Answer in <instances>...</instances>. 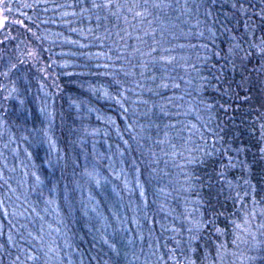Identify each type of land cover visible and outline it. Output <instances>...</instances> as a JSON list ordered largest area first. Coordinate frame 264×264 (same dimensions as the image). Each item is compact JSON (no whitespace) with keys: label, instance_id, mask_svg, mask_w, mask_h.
Listing matches in <instances>:
<instances>
[{"label":"trees","instance_id":"16d2710c","mask_svg":"<svg viewBox=\"0 0 264 264\" xmlns=\"http://www.w3.org/2000/svg\"><path fill=\"white\" fill-rule=\"evenodd\" d=\"M164 3L143 21L82 0L15 8L21 39L0 46L23 98L0 109V264H204L230 246L240 197L264 193V0ZM154 40L171 64L152 63Z\"/></svg>","mask_w":264,"mask_h":264},{"label":"snow or ice","instance_id":"6c2138e0","mask_svg":"<svg viewBox=\"0 0 264 264\" xmlns=\"http://www.w3.org/2000/svg\"><path fill=\"white\" fill-rule=\"evenodd\" d=\"M11 0H0V30L6 29L8 24L10 23L8 20V14L12 12V8L10 7ZM25 7H31V5H25ZM171 7V5L164 3V0H126L125 3H119L115 2L114 0H82L81 5V12L82 13H91L93 11L100 12L105 11L108 14L112 16H116L119 18V16L122 14L120 10H126L127 13L131 14L133 21H143L146 20L148 16L153 15V10H163L164 8ZM117 9V11H112L113 9ZM72 15H76L75 12L71 13ZM67 15V13H65ZM104 19H107V16L103 17ZM31 19V17H29ZM125 22H128L127 16H124ZM97 22L101 20V17L99 15L96 16ZM15 23L21 24V21H15ZM30 31V29H29ZM5 39H8V37H5ZM137 39H140L137 37ZM0 43H3V41H0ZM155 46H149L150 51L148 53L149 56L152 57V63H160L161 65H168L173 62L175 57L164 55L163 53H169L171 52L170 48H164L161 45V42L159 40H154ZM183 47V45H181ZM135 51H139V49H135ZM28 56H35L34 52L29 51L27 53ZM261 55H264V45L261 46ZM19 63H23V61H19ZM17 65L15 63H12L11 59H9L5 65L4 70L0 71V76L4 77L5 79L9 78L10 74L13 72L14 69H16ZM107 67V65H105ZM195 67V66H193ZM167 70L166 68L164 69ZM166 87V85H163ZM0 87H6V86H0ZM175 87H179V85H175ZM12 92H16V88L13 87ZM11 95V93H9ZM8 97L6 96L5 99ZM23 103V101H21ZM119 103V101H117ZM123 107V105H121ZM211 107V106H209ZM126 111V109H125ZM194 127V126H193ZM262 129H264V125L261 126ZM45 136H47V131H45ZM50 147L54 148V142H52L49 138ZM214 147V146H213ZM262 152H264V149H262ZM207 155H211V152H206ZM48 164H51L52 162L50 160L45 161ZM229 164L231 165V158H229ZM89 176H93V172L87 173ZM188 179L191 181L193 177L189 174ZM198 179V178H196ZM37 181H39V177H37ZM96 184H100V180L96 179ZM247 183V181H246ZM141 197L144 196V190L141 188L140 191ZM239 198V197H237ZM7 214V213H5ZM248 215L255 216V213L247 214L244 217V223L248 224ZM213 221L209 219L208 221L203 220V215L201 214L200 220L197 222L198 228H202L207 226L208 224H212ZM234 228L240 229L241 225L235 223V221L232 222ZM261 234L260 238L257 237L255 232L250 231L249 229H244L245 235L251 237V242H249L248 239L242 238L238 234H234V239L232 241L233 245H237V242H243L244 244L248 245V248L246 252H242V264H264V225H260ZM189 231L191 232L192 229L190 228ZM220 229H217V232H220ZM8 242L12 243V237L9 235ZM2 247V245H0ZM225 244H221L220 248H225ZM23 251V249H21ZM28 260H36L37 258L30 253H25ZM20 261V256L18 255L16 257V261L14 264H18Z\"/></svg>","mask_w":264,"mask_h":264},{"label":"rangeland","instance_id":"374dc122","mask_svg":"<svg viewBox=\"0 0 264 264\" xmlns=\"http://www.w3.org/2000/svg\"><path fill=\"white\" fill-rule=\"evenodd\" d=\"M27 0H11L10 3V7L12 8V12L8 14V20H9V24L7 26L6 29L0 30V41H6V40H20L21 39V34L19 33L20 30L18 29H12V27L14 25H17L18 23H15V8H17V17H19L20 15V11H22V5L23 2H26ZM20 21V20H19ZM20 26V24H18ZM18 28V27H17ZM5 37H8V39H5ZM2 45V44H0ZM3 48L0 46V71L4 70V65L7 62V59L9 57V54L2 50ZM47 73V71H46ZM16 77V73H11L9 78L5 79L4 77L0 76V86H6V87H0V109H2L4 106L3 104L9 103L10 101L14 100V98H23L21 97L20 94V90L19 87H17V82L15 81ZM15 87L16 88V92H12V88ZM9 93H11V95H9ZM44 94V91L42 92ZM8 97L7 99H5V97ZM38 101V100H37ZM42 102H38L36 105L37 110H39L40 113H42L43 110L46 111L47 105L41 104ZM192 116L194 117V121L191 120H187L185 118V121H190V124L192 125L193 128H197V121L201 120L200 116L198 115L197 112L195 111H191ZM206 127H208V125H206ZM264 142V141H263ZM22 148H18V152L17 154H22L23 151H20ZM173 150L171 152L172 154V160L177 159V155H176V151L175 148H172ZM179 150V149H178ZM200 145L197 143L195 144L193 147H191V149H186L183 150L182 153L185 154H180L181 159L178 160L177 163L174 164V167H179L181 165L184 164V162L189 161V156L190 154L193 153H197L200 152ZM189 153V154H186ZM169 156V153H168ZM184 158V159H183ZM132 160V158L130 159V161ZM135 167L137 168L138 172L140 173V175L142 176V178L145 180V177L143 176V174L141 173L140 166H137V163H134ZM168 166H173L171 160ZM130 167H132V165H130ZM149 167L151 168V165L149 163ZM135 174H138L137 172L134 171ZM10 175V174H9ZM24 175V173H23ZM147 175V177H151L153 178L156 182L158 183H165L162 179L159 178V173H157L156 175L154 173H149V170L146 171L145 176ZM12 176V175H10ZM28 182V180H26ZM20 184V183H19ZM28 185V184H27ZM21 186L24 187V184H22ZM16 187L19 189V185L18 183H16ZM161 193L166 195L167 193L171 192L168 191L167 188L163 187V185H161ZM264 194V193H263ZM259 194V200H257V198L255 197L254 193H253V189L251 187L248 188L247 193H245L242 197H240L239 201H242L243 207L240 210L241 211V215H240V219L239 220H233L235 221V223L240 224L241 228L240 229H236L234 228V226H232L234 234H238L240 235L242 238L248 239L249 242H251V237L250 236H246L244 229H249L252 232H255L257 237L260 238V234H261V229H260V225H264V199L263 196ZM162 199V198H160ZM192 207H189L188 209L190 210ZM23 211L25 210L24 208L22 209ZM169 213V212H167ZM251 213H255V216H251L248 215V220L249 223L245 224L244 223V217L247 214H251ZM30 220H32V218H30ZM232 221V222H233ZM233 234V235H234ZM234 237L231 240V244L230 246H227L225 249L223 248L221 250L220 248V244H218L216 246V256L215 257H211L209 258L204 264H242V256L241 253L242 252H246L248 245L244 244L243 242L238 241L237 245H233L232 241H233ZM221 250V251H220Z\"/></svg>","mask_w":264,"mask_h":264}]
</instances>
